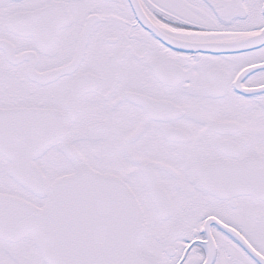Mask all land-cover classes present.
<instances>
[{"label": "snow or ice", "instance_id": "6c2138e0", "mask_svg": "<svg viewBox=\"0 0 264 264\" xmlns=\"http://www.w3.org/2000/svg\"><path fill=\"white\" fill-rule=\"evenodd\" d=\"M0 264H264V0H0Z\"/></svg>", "mask_w": 264, "mask_h": 264}]
</instances>
